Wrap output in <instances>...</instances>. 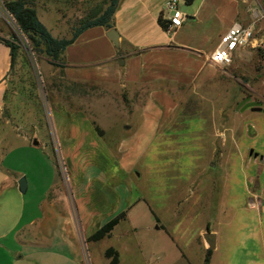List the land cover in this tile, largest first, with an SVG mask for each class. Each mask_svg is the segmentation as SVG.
Segmentation results:
<instances>
[{
	"label": "rangeland",
	"instance_id": "374dc122",
	"mask_svg": "<svg viewBox=\"0 0 264 264\" xmlns=\"http://www.w3.org/2000/svg\"><path fill=\"white\" fill-rule=\"evenodd\" d=\"M3 1L0 0V180L7 176L5 168L21 170L30 187L21 196L30 209L21 216L18 201L4 190L0 196V231L19 228L23 221L39 213L36 202L47 194L52 183L50 195L58 200L57 205L67 212L72 209L77 170L91 161L94 153L92 149L78 152L62 144V133L68 132V114L72 119L85 116L107 130L112 120L119 119L115 110L104 105L101 93L98 97L96 90L72 82L62 68L49 64L43 53L30 49L4 10ZM32 1L38 19L55 37H69L91 9H103L109 3ZM251 1L253 13L264 14V0ZM260 21L264 23V16ZM14 37L18 49L10 66L3 41ZM252 68V77H241L248 81V88L234 87L236 95L222 90V99L202 101L183 118L182 126L163 128L154 138L127 182L124 204L131 205L126 220L113 227L110 237L83 246L91 264H109L103 256L108 246L118 252V264H202L205 251L196 245L200 228L213 233L214 246L216 242L209 264H264V111L234 110L241 95L247 94L264 106V60L257 56ZM120 107L117 105V109ZM215 129L223 137L216 135ZM32 139L37 144L25 143ZM102 139L110 143L117 138L104 135ZM210 155L214 158L210 159ZM205 161L207 165L201 172L199 168ZM146 204L165 229L154 228ZM97 210L95 222L114 212L103 206ZM13 233L12 230L3 240L11 241ZM178 247L188 261L180 256Z\"/></svg>",
	"mask_w": 264,
	"mask_h": 264
},
{
	"label": "crops",
	"instance_id": "0c3cea01",
	"mask_svg": "<svg viewBox=\"0 0 264 264\" xmlns=\"http://www.w3.org/2000/svg\"><path fill=\"white\" fill-rule=\"evenodd\" d=\"M165 1L116 0L108 27L118 34L116 45L106 35L108 28L95 25L78 33L61 52L62 69L68 78L96 90L97 95L101 93L104 105L115 110L119 119L112 120L109 130L96 125L100 132L85 116L72 119L68 114V132L62 133V144L78 152L92 149L94 153L93 159L77 170L79 179L72 188V209L67 212L57 205L58 200L50 195L52 183L47 194L36 202L39 213L23 221L19 228L0 231V264H91L83 246L94 241H86L85 237L121 211L125 215L119 221L126 220L131 205L124 204L127 182L154 138L163 128L182 126L183 118L202 101L222 99V90H231L236 95L234 87L237 90L240 85L249 87L248 81H242L241 77L253 76L254 60L257 56L263 59L259 44L264 41V23L260 21L263 14L253 13L252 1L192 0L185 4L180 0L182 24L164 30L157 18L169 16ZM233 21L252 25L251 42L235 50L229 65L209 61L208 55L219 36ZM117 105L121 107L117 109ZM215 134L223 137L216 129ZM104 135L117 139L107 143L102 139ZM25 143L32 144V140ZM208 163L213 166L210 160ZM206 165L207 161L199 170L202 172ZM5 171L7 176L0 180V196L7 189L18 201L22 216L30 207L17 189L21 170L5 168ZM188 184L190 193L192 182ZM29 188L27 181L26 190ZM101 206L114 212L95 222L93 217ZM146 206L154 228L165 229L154 211ZM12 230L11 241H4ZM205 231L208 230L200 228L196 244L203 251L207 248L202 237ZM110 236L111 232L105 237ZM179 250L180 256L188 261V256Z\"/></svg>",
	"mask_w": 264,
	"mask_h": 264
},
{
	"label": "trees",
	"instance_id": "16d2710c",
	"mask_svg": "<svg viewBox=\"0 0 264 264\" xmlns=\"http://www.w3.org/2000/svg\"><path fill=\"white\" fill-rule=\"evenodd\" d=\"M115 1L116 0H109V3L103 9L100 6L91 9L86 16L78 21L77 25L72 29L69 37L53 36L47 30L44 24L38 19L32 0H4L2 5L4 10L14 21L21 35L24 36V38L29 42L30 49L38 53H43L47 57L49 64L61 69L64 67V61L61 58V52L65 46L78 35V33L87 27L95 25H101L106 28L110 27V18L114 9ZM182 1L185 4H189L192 0ZM157 22L162 29H167V19H162L159 16L157 18ZM3 43L8 48L9 64L11 66L18 49L16 38L14 37L10 40H4ZM259 54L264 59V51L259 50ZM94 128L101 132V130L96 125ZM124 215V211H121L105 220L95 227L94 230L85 237V240L97 241L105 236H109L113 226L119 220L123 219ZM152 215H154L153 212ZM209 255L210 249L206 248L202 264H208ZM103 256L107 259L109 264L118 263V253L111 246H108L104 249Z\"/></svg>",
	"mask_w": 264,
	"mask_h": 264
},
{
	"label": "built area",
	"instance_id": "2783aa9c",
	"mask_svg": "<svg viewBox=\"0 0 264 264\" xmlns=\"http://www.w3.org/2000/svg\"><path fill=\"white\" fill-rule=\"evenodd\" d=\"M164 6L169 10L166 30H172L182 24L184 15L181 12L177 0H166ZM264 14L262 15V17ZM253 38V27L251 24L243 25L233 21L224 33H222L216 45L208 55L209 61L221 65H229L236 49L248 45ZM264 51V41L259 44Z\"/></svg>",
	"mask_w": 264,
	"mask_h": 264
},
{
	"label": "water",
	"instance_id": "95a60500",
	"mask_svg": "<svg viewBox=\"0 0 264 264\" xmlns=\"http://www.w3.org/2000/svg\"><path fill=\"white\" fill-rule=\"evenodd\" d=\"M107 37L113 42V44H117V32L113 28H108L106 31ZM249 108L252 111H264V106L260 100H254L250 97V95H245L240 98L234 105L235 111H243L244 109ZM32 144H37L35 139H32ZM251 154V151L249 152ZM253 156H256V153H253ZM17 189L19 192L24 193L26 190V181L24 176H21L17 180ZM202 237L207 244L208 249H212L214 247V236L213 233L205 231L202 234Z\"/></svg>",
	"mask_w": 264,
	"mask_h": 264
},
{
	"label": "flooded vegetation",
	"instance_id": "af4514ba",
	"mask_svg": "<svg viewBox=\"0 0 264 264\" xmlns=\"http://www.w3.org/2000/svg\"><path fill=\"white\" fill-rule=\"evenodd\" d=\"M253 99V98H252ZM254 100H257V99H254Z\"/></svg>",
	"mask_w": 264,
	"mask_h": 264
}]
</instances>
